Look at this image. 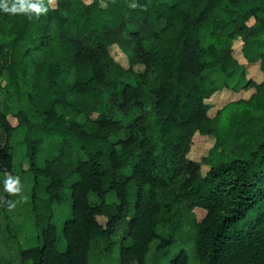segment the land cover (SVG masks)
I'll list each match as a JSON object with an SVG mask.
<instances>
[{"label": "trees", "instance_id": "16d2710c", "mask_svg": "<svg viewBox=\"0 0 264 264\" xmlns=\"http://www.w3.org/2000/svg\"><path fill=\"white\" fill-rule=\"evenodd\" d=\"M45 4L40 16L0 10V75L7 72L5 91L18 106L16 124L0 109V172H11L15 136L32 175L25 218L37 241L19 249L20 259L98 264L90 257L108 259L113 241H101L123 222L116 264H146L156 238L163 264H188L186 251L172 248L198 206L204 215L180 238L194 237L199 264H264V0ZM237 38L263 78L245 81L254 87L247 98L210 115L206 99L218 86L203 72L239 71ZM112 44L143 71L117 62ZM196 132L215 138L204 175L186 157ZM0 196L12 200L3 180Z\"/></svg>", "mask_w": 264, "mask_h": 264}, {"label": "rangeland", "instance_id": "374dc122", "mask_svg": "<svg viewBox=\"0 0 264 264\" xmlns=\"http://www.w3.org/2000/svg\"><path fill=\"white\" fill-rule=\"evenodd\" d=\"M89 2L90 0H85ZM105 0H102V4ZM55 0H52L50 5H54ZM130 5L134 6L135 1H130ZM254 21L252 17H249L247 22L251 24ZM49 31H55V24L52 22L49 26ZM109 51L111 52L114 59L119 62L124 67H133L135 70L142 72L143 65L129 63V57L126 53L117 45L112 44L109 46ZM231 55L238 60L240 64V70L233 74V79L226 83L222 72L217 69L216 71L210 70L203 72L205 75H211L212 79L216 82L218 88L206 99L210 103L209 114L213 115L216 110L222 107L225 103L239 99L247 98L253 91L254 87L251 85L243 86L245 81L252 80L255 82H260L263 78L262 71L259 68V61H247L242 52V40L237 38L233 41L231 46ZM241 69L244 70V75L241 73ZM9 80L6 71L0 75V109L7 112V116L12 124L17 123V103L12 97H8L5 91V84ZM232 85V86H230ZM98 111H92L91 116L96 117ZM113 140H117V137H113ZM4 141V132L0 126V145ZM10 144L12 145V168L11 172H0V181L7 178L8 175L18 176L20 178L21 184L23 185V194L27 196V200L21 202L16 206L15 209L9 211L7 205H3L0 209V264H28L20 259L19 249L26 247L30 244L36 243L35 228L31 223V220L25 218V211L31 207L30 195H31V183L32 175L29 171V163L26 157L21 153L20 145L17 141V137L10 138ZM215 141L214 136L202 134L196 132L193 135L192 142L186 152V157L197 161L199 164L198 171L200 174L204 175L209 168V163L206 161L210 157L209 151ZM67 193L69 192L68 189ZM9 199L16 201L19 199L18 196H10ZM107 200H115L116 197L113 192H108L106 195ZM89 201L91 204H96L99 202L98 197L94 192H89ZM69 202V200H67ZM57 214L59 210L56 211ZM205 213V210L198 206L191 207V211L185 216L180 228L175 234L176 243L172 248L173 251L178 249H183L188 255V264H199L198 257L196 254L194 246V237L189 236L186 240H181L180 236L185 232L193 233L192 222L195 219H200ZM97 219L102 223H106V217L104 215H98ZM61 225V224H59ZM126 225L121 222L116 226L114 231H111L110 235L105 237L101 242V247L103 241H113L111 254L108 259H103L99 262L94 261L91 257V261L98 264H116V258L118 255L117 242H120L123 238V233ZM160 234H164L166 231V225L160 224L158 227ZM159 242V238L154 239L150 243V249L146 256V264H163L166 260L163 256L156 250V245ZM64 243L61 240L59 247L63 248ZM171 254V253H170ZM168 255V257L170 256ZM167 257V259H168Z\"/></svg>", "mask_w": 264, "mask_h": 264}, {"label": "clouds", "instance_id": "9594fccd", "mask_svg": "<svg viewBox=\"0 0 264 264\" xmlns=\"http://www.w3.org/2000/svg\"><path fill=\"white\" fill-rule=\"evenodd\" d=\"M52 0H48L51 4ZM0 10L11 15L24 14L31 17L32 14L40 16L48 12V6L45 0H0ZM4 191L10 196H18L16 201L7 200L0 196V205L6 204L9 211L16 208L18 204L27 200V196L23 194V185L18 176L8 175L4 181Z\"/></svg>", "mask_w": 264, "mask_h": 264}, {"label": "crops", "instance_id": "0c3cea01", "mask_svg": "<svg viewBox=\"0 0 264 264\" xmlns=\"http://www.w3.org/2000/svg\"><path fill=\"white\" fill-rule=\"evenodd\" d=\"M217 69H213L212 70V72L213 71H216ZM207 71H210V70H207ZM218 71V70H217ZM209 76H211V75H209ZM225 78H224V80H225V82L226 83H228V82H230V80H232L233 79V75H231V76H224ZM212 78V77H211Z\"/></svg>", "mask_w": 264, "mask_h": 264}]
</instances>
